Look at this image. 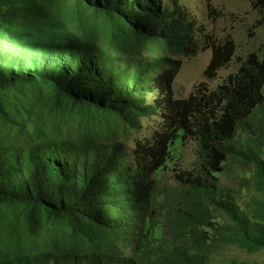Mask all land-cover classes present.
Here are the masks:
<instances>
[{"label": "trees", "instance_id": "1", "mask_svg": "<svg viewBox=\"0 0 264 264\" xmlns=\"http://www.w3.org/2000/svg\"><path fill=\"white\" fill-rule=\"evenodd\" d=\"M67 1L0 0V126L27 128L13 120L7 92L24 85L45 87L58 114L70 110L101 120L114 136V124L140 130L141 119L154 116L164 123L132 148L116 137L101 143L89 133L73 139L32 130L22 180L17 147L0 145V264H208L209 237L193 217L183 225L191 242L185 235L186 246L164 253L156 238L160 221L151 211L152 175L161 168L172 127L181 140L196 141L204 174L183 171L176 179L187 188L183 198L193 200V213L206 219L207 199L219 196L209 178L216 179L234 153L230 118L244 122L264 103V43L215 90L200 83L187 98L175 99L172 83L181 67L175 57L199 51L188 8L177 0H71L69 12ZM252 7L264 20V0H252ZM200 33L202 49L212 51L205 77L213 79L235 46L229 37ZM142 48L151 54L143 56ZM248 158L264 188V160L255 151ZM211 202L232 221L242 246L264 249V222L232 201ZM11 206L21 207L17 220L26 242L46 233L52 246L47 239L34 249L18 245L6 219ZM55 223L66 239L48 231ZM13 245L19 247L11 252Z\"/></svg>", "mask_w": 264, "mask_h": 264}, {"label": "rangeland", "instance_id": "2", "mask_svg": "<svg viewBox=\"0 0 264 264\" xmlns=\"http://www.w3.org/2000/svg\"><path fill=\"white\" fill-rule=\"evenodd\" d=\"M177 1L192 13L193 30L199 45V51L195 56L175 57L181 60V67L172 83L173 95L175 99H185L200 83L205 84L209 90H215L229 75L238 71L241 62L250 53H258L264 43V20L261 13L252 7V0ZM72 2L68 0L63 6L69 12H72L70 10ZM200 32L219 41L229 37L235 46V54L231 62L219 70L213 79L205 77L212 51L207 48L202 49L203 37ZM141 53L143 56L151 54L144 48ZM7 92L13 102V120L19 119L20 123L27 124V128L23 129L19 123L15 122L0 126V145L17 147L18 166L21 170L20 180L24 179L27 173L26 149L32 143L30 138L32 130L44 132L49 137L69 136L73 139H80L85 133H89L101 143L116 137L127 147L132 148L137 140L151 138L164 123L160 116H154L141 119L142 129L140 130L124 129L123 125L114 124L116 129V136H114L108 131L107 123L101 120H90L88 116L70 110L58 114L52 107L51 94L45 87L24 85ZM28 103L29 106H27ZM25 107L29 109V112H26ZM241 122L237 118H230L227 128L231 134L229 143L234 153L227 157L221 170L214 174L216 179L209 178L219 194V196H212V199L232 201L253 221L264 222V188L260 187L256 168L248 158V153L255 151L264 160V103L242 122V127ZM160 165V170L152 175L156 202L151 211H156L160 221L161 227L157 230L156 238L161 241L165 254L167 250L179 248L180 243L186 246L185 235H188L191 242V233H188L186 228L183 229V225L186 223L185 220L190 218L192 221L193 217L195 228L204 229L207 231L205 237H209L205 246L208 264H264V249L250 250L242 246L232 221L222 210L212 204V199H207L209 211L206 219L200 220V214L193 213L195 207L193 200L183 198L187 188L177 181L176 174L183 171L204 174V164L196 141L181 140L180 133L175 126L172 127L169 130V143ZM21 211L20 206H11L7 210V223L14 228L13 238L18 245L26 244L28 248L34 249L43 244L47 234L42 233L39 238L26 242L28 236L25 227L17 220ZM48 231L56 233L57 239L61 241L66 239L63 238L64 231L58 223L49 226ZM50 238L51 241L47 239L48 247L53 244L52 236ZM18 247L13 245L9 250L14 252Z\"/></svg>", "mask_w": 264, "mask_h": 264}]
</instances>
